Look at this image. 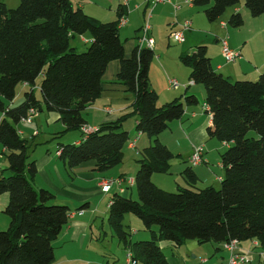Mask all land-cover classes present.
I'll use <instances>...</instances> for the list:
<instances>
[{
  "label": "trees",
  "instance_id": "obj_1",
  "mask_svg": "<svg viewBox=\"0 0 264 264\" xmlns=\"http://www.w3.org/2000/svg\"><path fill=\"white\" fill-rule=\"evenodd\" d=\"M241 1L252 16L264 13V0H193V4L207 20L214 21ZM121 13L118 3V19ZM117 22L90 16L80 7L73 8L70 0H19L15 8L0 1V143L7 150L9 173L5 176V170H0V194H9L4 208L9 223L0 230V264H51L52 242L71 212L66 203L54 202L50 190L34 188L31 177L36 168L34 160L28 159L30 145L16 124L28 109H45L58 113L64 124L56 137L71 129L81 131L86 124L83 111L100 96L102 76L113 60L119 61L115 82L131 93L132 110L88 133L81 131L78 143H59L57 152L69 167L93 160L95 169H110L122 162L129 139L122 122L128 114L136 115L135 130L152 143L139 150L134 175L137 199L117 191L109 199L107 221L116 238L142 264H169L161 240L177 246L186 240L222 244L254 239L264 251V72L255 80L228 78L213 69L203 44L180 54V61L190 69L189 80L204 87L212 122L207 135L228 146L220 154L224 174L218 187L194 186L196 176L188 167L183 171L188 187L164 190L151 176L168 172L174 154L158 135L182 116L185 104L199 101L187 93L183 100L178 97L158 105L148 80L154 52L136 46L126 57ZM227 22L237 28L244 19L235 11ZM86 33L91 44L76 52L70 40ZM21 83L28 86L22 101L9 107ZM37 86L40 98L35 93ZM128 213L142 221L149 239L130 240L123 223Z\"/></svg>",
  "mask_w": 264,
  "mask_h": 264
},
{
  "label": "crops",
  "instance_id": "obj_2",
  "mask_svg": "<svg viewBox=\"0 0 264 264\" xmlns=\"http://www.w3.org/2000/svg\"><path fill=\"white\" fill-rule=\"evenodd\" d=\"M173 1L181 2L182 0ZM71 3L73 8L80 7L86 14L101 21L118 20V0H73ZM194 8V4H183L181 8L175 10L171 3L152 4L151 0H130L128 7L123 9L127 21L119 30L120 39L124 45V55L129 57L132 50L138 46V37L142 34V27L148 19L151 27L147 35L153 39L152 50H154L155 43H159L157 49L160 53L153 55L155 59L152 58L148 68V80L150 87L157 93L156 102L158 105L178 97L183 100L184 95L187 93L197 95L198 104L200 103V106L198 104H185L182 116L179 119L170 121L168 128L158 135L159 141L174 154L168 172L153 173L151 176L152 181L163 189L188 187L189 184L183 173L188 167L196 176L195 185L198 188L201 186L218 187L224 174L223 167L219 162L220 154L228 146V144L207 135L206 130L208 126L212 125V122L210 113L203 106L205 92L202 91L204 95L200 100L198 95V91L200 93L201 90L200 84L189 80L190 69L182 64L179 59L180 54L191 52L192 47L203 44L206 46L212 67L228 78L255 79L260 73L264 72L263 46L261 47L259 44L258 47L253 46L255 42H253L252 35L246 32L245 27H228L226 19L230 12L225 16V20L222 19V14L216 20L209 21L204 12H194ZM238 10L239 8L234 7V12ZM149 14L150 16L147 17ZM242 15L243 24H245L246 19L249 17L244 11H242ZM184 20L191 22L190 30L184 33L185 40L182 43L175 41L177 45L170 47L169 41L172 42L170 32L178 29ZM221 23H224V25ZM79 36L82 42H90L91 36L89 33ZM222 37L227 38L232 49L239 51L240 57L231 62L226 61L222 55L219 41ZM188 38H190V42ZM250 42L252 45L248 46ZM118 70V60L109 62L101 79L102 91L100 96L83 111V114L85 112L87 115L85 127L89 131L96 129L101 124L116 121L120 116L132 110L133 97L131 93L127 91L124 85L115 82ZM170 79L176 80L178 85L170 86ZM20 86L19 94L16 92L14 99L8 102L9 107L22 101L23 92L28 86L23 83ZM43 110L36 111L31 123L20 121L16 124L22 138L27 140L32 136L34 140L35 137L41 134L40 123H34V119L36 121L38 117L34 116L37 113L38 116L41 115L40 112ZM2 115L3 113L0 112V119ZM45 119L48 124L45 131L48 133L42 141H46L53 133L59 134L64 130V124L59 119L58 113L46 111ZM132 119L135 122V130L137 121L135 114ZM124 130L128 132L130 137L126 149L132 150L134 148L135 154H139L140 149L152 143V140L144 133H138L135 130L137 134H134V130L127 127ZM62 134H65V132ZM77 136L71 143L79 142L81 131ZM135 138V145L133 147L129 146V141ZM199 145L204 147L203 162L191 166L188 157L193 148ZM6 152V148L0 143V170H5L4 174L8 173L6 170ZM31 157L36 168L34 176L31 177L34 188L50 190L55 198L56 196L59 197L61 203L69 205L71 211L68 215V223L52 242L54 260L51 264H123L127 249L118 239L115 245H104L105 236L99 232L102 224L97 225V223L99 219L102 220L103 214H108V201L111 198V195H109L111 190L112 193L117 191L124 195L127 192L131 194L130 190L135 187L133 184L123 191H119L117 186H113L109 191L110 193L102 192L99 189L98 184L102 178L128 176L119 168V165L123 166L125 163V155H123L121 163L104 171L95 169V161L93 160L83 162L75 167H69L67 162L59 156L57 148L55 149V155L50 149H46L40 155H30L28 159ZM168 175L172 176L167 177ZM8 200L9 194L7 192L0 194V230L7 227L9 223V218L4 213ZM82 205L84 206L80 207ZM79 211L82 212L79 213ZM131 220V217H129L128 222ZM97 228L98 231L95 233ZM254 242L255 240L252 239L238 243L239 249L248 253L249 264L256 261L258 254L255 250L261 249L259 246H255ZM159 245L169 264H227L228 252L222 248L221 243L215 245L211 242L199 243L195 240H186L182 244L174 246L171 241L161 240ZM211 251L214 254L209 258ZM259 256L258 260L260 262L261 257Z\"/></svg>",
  "mask_w": 264,
  "mask_h": 264
},
{
  "label": "rangeland",
  "instance_id": "obj_3",
  "mask_svg": "<svg viewBox=\"0 0 264 264\" xmlns=\"http://www.w3.org/2000/svg\"><path fill=\"white\" fill-rule=\"evenodd\" d=\"M0 1H3L7 5V7H9V8H15L18 5V3H19V0H6V1L5 0H0ZM71 1L73 2V0H71ZM11 2H13V3H11ZM234 7L239 8L238 11L241 14H242V11H244L245 13H247V15L249 17L248 19H246L245 24H243L242 26L237 27V28H243V27H245L246 28V32L248 34L252 35L253 42H255V45H253V46H257L258 47V44H259V46H261V47L263 46V51H264V13L263 14H260L258 16H252L250 14V12L248 11V9L244 6L243 1H241L238 5H236V6H230V7H228L225 10V12L223 13V16H222V19L223 20L226 19L225 16L227 15L228 12H230L229 15L227 16L229 18L230 14L234 12ZM193 11L194 12L198 11L200 13L202 10L199 7H195ZM227 19H226V24L228 25V27L231 28V26L227 22ZM219 21H220V19H219ZM223 22H225V21H223ZM233 28H235V27H233ZM79 37H80L79 35H76V36H74V38H72L70 40V44H71V46L75 47V51L76 52L85 51L86 48L91 44V42H86V43L82 42L79 39ZM224 38L225 37H222L220 39H224ZM188 41L190 42V38H188ZM169 43H170V47H175L177 45V43H175L173 40H172V42L169 41ZM158 45H159V43H155V47H154V50H153L154 56L156 54L160 53L159 52V49H157V46ZM251 45L252 44L250 42L248 44V46H251ZM194 48H195V46L192 47V49H194ZM154 59H155V57L153 58V60ZM218 73H220V72H218ZM40 79H41L40 77L37 79V83H39ZM255 79H249V80H255ZM20 87H21L20 84H18L17 87H16V92L18 94H19V91L21 89ZM200 87H201V90H200V93L201 94L198 91V95L200 97V100H202V96L204 95L202 93V91L203 92H205V91H204L203 86L201 84H200ZM35 93H36V95L38 97H40L39 88H35ZM161 105H162V103H161ZM198 105L200 106V103ZM40 113H41V115L39 114V116H38V113H37V115L34 116V117H36V116L38 117L36 119V121L34 119V123L35 122L40 123L41 128H42L41 129L42 132H41V134L38 137H35L34 140H33L32 136H31V138H28L27 139V140H29L28 142H29V145H30V147L28 149V155L29 156L30 155H40L42 152L46 151V149H50L53 152V154L55 155V149L57 148V146L59 145V143H71V141L74 138H76L75 136H77V135L79 136V129H75V130L74 129H71V130L66 131L65 134H63L62 136H58V137H56V135H60V134H57L55 132V133L52 134V136H50L48 139H46V141H42V139L46 138V135L48 133V132L45 131L46 127H48V124H47V121L45 119L46 111L43 110ZM84 114H83V116L87 120V117H86L87 115H86L85 112H84ZM133 116H134L133 113L128 114V116L126 117V119L123 120L122 129H126V127H127V128H132L134 130V124H135V122H133V119H132ZM59 125H61V124H59ZM53 128H55V127L53 126ZM252 132L255 135V132L254 131H252ZM134 134H137V132L135 133V130H134ZM126 145H127V143H126ZM126 145H125L124 153H123V155H125V158H126V159L124 158L125 163H124L123 166H120L119 165V168H121L128 175L127 177H133L134 173L136 172V170L138 168V161L137 160L139 159V156H138L139 154H135V152H134L135 149L134 148L132 150L126 149ZM174 159H176V157H174ZM29 160H32V157ZM8 174L9 173H5V176H8ZM170 176H172V175H168L167 177H170ZM202 187L203 186H201L200 188H202ZM203 188H205V187H203ZM164 190H167V191H170V192H175L177 190V188L176 187H169V189H164ZM130 191L132 192L131 194L129 192H127L124 195L125 196H130L133 199H137V193H136L135 187L132 188ZM110 192H109L110 193L109 195L112 194V190ZM55 199H56L55 202L60 203L59 197L56 196ZM107 199H108V197H107ZM106 214H103L102 215L103 216L102 220L99 219V221L97 223V225L102 224V227L100 228L99 232L105 236V240L103 242L104 245H106V246H109V244L110 245H115V243L118 240H117L116 236L113 233L112 227L109 225V223L107 221L108 214L107 215ZM129 217H131V219H132L130 222H128V218ZM123 223H124V226L126 225V229H127L128 233H129V238H131L132 241H136V240H146V239H149L150 238V232H149V230H147L144 227V224L142 223V221L137 216H135L134 214H132V213L125 214ZM127 225H128V227H127ZM151 228L153 230H157V226L156 225H153ZM134 229L137 230V231L135 232ZM1 230H3V229H1ZM97 231H98V228L95 229V233H97ZM211 243H213V244L216 245V242H213L212 241ZM255 251H257V254L258 255H257L256 261H254V263H252V264H258V263L264 264V257H262L261 255L259 256V254L262 252V250L261 249H257ZM213 254H214V252L211 251V253H210V255L208 257L211 258L213 256ZM258 256L261 257L260 258V262L258 260ZM138 264H142V263L139 262Z\"/></svg>",
  "mask_w": 264,
  "mask_h": 264
},
{
  "label": "built area",
  "instance_id": "obj_4",
  "mask_svg": "<svg viewBox=\"0 0 264 264\" xmlns=\"http://www.w3.org/2000/svg\"><path fill=\"white\" fill-rule=\"evenodd\" d=\"M130 0H118V3L121 5L122 13L118 19L117 25L120 27L124 26L127 18L124 12V8L128 7ZM152 4L159 3H171L175 10L182 7L183 4L193 5V0H182L181 2H174L173 0H151ZM150 14L147 16L149 17ZM224 25V23H221ZM150 24L148 19L145 21L142 27V34L138 37V46L141 48L142 46L152 47L153 39L147 35ZM191 28V22L189 20H184L180 25V28L171 32V37L177 43H182L185 40L184 32ZM221 52L227 62L234 61L236 58L240 57L239 51L232 49L229 46L228 40L225 37L224 39H220ZM170 86L174 87L178 85L176 80H169ZM204 109L208 110V106L205 103ZM36 109L30 108L27 111V114L20 119L23 123H31L33 115L36 113ZM81 131L83 133H88L89 130L84 126H82ZM136 138L132 141H129V146L133 147L135 145ZM204 153L203 147L201 145L195 146L188 157V161L191 166L199 165L202 162V155ZM134 184L133 177L126 176H118V177H110V178H102L99 182V189L102 192H109L113 186H117L119 191H123L126 187H130ZM109 202V201H108ZM82 211H79L81 213ZM255 246H258V242H254ZM222 248L228 252L227 264H249L250 259L248 253L239 249L238 242L236 240H230L222 243ZM262 257H264V251L260 253ZM123 264H137V261L133 259L132 253L129 249L126 250L125 253V262Z\"/></svg>",
  "mask_w": 264,
  "mask_h": 264
},
{
  "label": "clouds",
  "instance_id": "obj_5",
  "mask_svg": "<svg viewBox=\"0 0 264 264\" xmlns=\"http://www.w3.org/2000/svg\"><path fill=\"white\" fill-rule=\"evenodd\" d=\"M220 40V39H219ZM207 111V110H206ZM209 113V112H208ZM256 241V240H255ZM258 242V241H257ZM259 244V243H258ZM263 251V250H262Z\"/></svg>",
  "mask_w": 264,
  "mask_h": 264
}]
</instances>
